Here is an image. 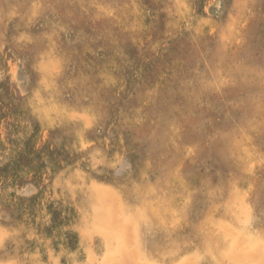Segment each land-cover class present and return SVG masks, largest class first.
<instances>
[{"label":"rangeland","instance_id":"obj_1","mask_svg":"<svg viewBox=\"0 0 264 264\" xmlns=\"http://www.w3.org/2000/svg\"><path fill=\"white\" fill-rule=\"evenodd\" d=\"M263 234L264 0H0V264H264Z\"/></svg>","mask_w":264,"mask_h":264},{"label":"bare ground","instance_id":"obj_2","mask_svg":"<svg viewBox=\"0 0 264 264\" xmlns=\"http://www.w3.org/2000/svg\"><path fill=\"white\" fill-rule=\"evenodd\" d=\"M247 1V0H246ZM258 2V1H257ZM87 3V2H86ZM18 4V3H17ZM90 5V4H89ZM21 6V5H20ZM79 7V6H78ZM170 16V15H169ZM10 19V18H9ZM132 19V18H131ZM163 19V18H162ZM34 21V20H33ZM28 25V24H27ZM100 27V26H99ZM110 27V26H109ZM49 29V28H48ZM101 29V28H100ZM99 29V30H100ZM114 34V33H113ZM227 40V39H226ZM191 46V45H190ZM43 48V47H42ZM50 52V51H49ZM194 52V51H193ZM57 56V55H56ZM56 67V66H55ZM55 71V70H54ZM56 72H57V70H56ZM45 75V74H44ZM187 75V74H186ZM47 79V78H46ZM49 80V79H48ZM48 85H50V83H51V81L49 80L48 82ZM261 84V83H260ZM252 86V85H251ZM254 87V86H253ZM155 95V94H154ZM239 95V94H238ZM243 98V97H242ZM132 104V103H131ZM235 112V111H234ZM46 113H47V111H46ZM52 113V112H51ZM49 114V113H48ZM52 115V114H51ZM55 115V114H54ZM148 115V114H147ZM47 116H49V115H47ZM50 118V117H49ZM156 120V119H155ZM46 121V120H45ZM44 121V122H45ZM182 122H183V120H182ZM261 124V123H260ZM177 125V124H176ZM64 126V125H63ZM217 126V125H216ZM56 127V126H55ZM225 129V128H224ZM87 130V129H86ZM178 130V129H177ZM150 131V130H149ZM224 131V130H223ZM255 131V130H254ZM179 132V131H178ZM251 134V133H250ZM67 139V138H66ZM188 139V138H187ZM86 145V144H85ZM189 151V150H188ZM246 153V152H245ZM253 154V153H252ZM166 156V155H165ZM179 161V160H178ZM151 164V163H150ZM157 164H158V162H157ZM249 164V163H248ZM252 164V163H251ZM231 166V165H230ZM172 184V183H171ZM257 184V183H256ZM169 185V184H168ZM192 186V185H191ZM256 187V186H255ZM111 194V193H110ZM112 195V194H111ZM254 195V194H253ZM72 197V196H71ZM109 199V198H108ZM101 201H103V200H101ZM73 202V201H72ZM115 204V203H114ZM171 207V206H170ZM172 208V207H171ZM157 209V208H156ZM158 210V209H157ZM172 210V209H171ZM173 210H175V208L173 209ZM176 210H177V208H176ZM250 210V209H249ZM131 211V210H130ZM140 211V210H139ZM165 211V210H164ZM155 212V211H154ZM166 212V211H165ZM164 212V213H165ZM174 212H176V211H174ZM251 212H252V210H251ZM176 214V213H175ZM248 214H249V211H248ZM177 215V214H176ZM179 216V215H178ZM245 216H250V215H247V213H246V215ZM253 216V215H252ZM176 218V217H175ZM133 219V218H132ZM177 219V218H176ZM146 220V219H145ZM173 220V219H172ZM147 221H148V219H147ZM206 221V220H205ZM91 222V221H90ZM145 222V221H144ZM162 222V221H161ZM178 222H179V220H178ZM185 222V221H184ZM176 223V222H175ZM186 223V222H185ZM151 226V225H150ZM232 226H234V225H232ZM189 228V227H188ZM187 228V229H188ZM239 228V227H238ZM237 228V229H238ZM244 229V228H243ZM249 229V228H248ZM244 231V230H243ZM175 232V231H174ZM110 235V234H109ZM264 235V234H263ZM145 237V236H144ZM229 240V239H228ZM230 243V242H229ZM226 244H228V243H226ZM183 246V245H182ZM185 247V246H184ZM183 247V248H184ZM221 248V247H220ZM257 248V247H256ZM255 248V249H256ZM224 249V248H223ZM201 250V249H200ZM204 250L206 251V250H208V249H205L204 248ZM122 251V250H121ZM257 251V250H256ZM138 252V251H137ZM212 251H209V253H211ZM141 254V253H140ZM12 259V258H11ZM171 264H184V262H186V258L184 259H181V260H177V259H171ZM205 264V263H204ZM243 264V263H242ZM245 264H252V263H248V262H246Z\"/></svg>","mask_w":264,"mask_h":264}]
</instances>
